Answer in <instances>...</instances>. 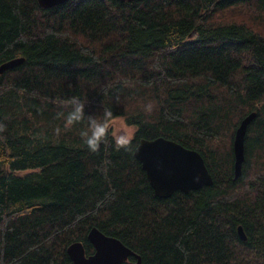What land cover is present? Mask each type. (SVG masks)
Here are the masks:
<instances>
[{
    "label": "trees",
    "instance_id": "obj_1",
    "mask_svg": "<svg viewBox=\"0 0 264 264\" xmlns=\"http://www.w3.org/2000/svg\"><path fill=\"white\" fill-rule=\"evenodd\" d=\"M15 58L0 72V264H74L93 227L142 264H264V0H0V66ZM73 98L123 118L130 150L112 130L91 152L86 121L66 124ZM160 136L200 152L213 185L156 196L134 150Z\"/></svg>",
    "mask_w": 264,
    "mask_h": 264
},
{
    "label": "water",
    "instance_id": "obj_2",
    "mask_svg": "<svg viewBox=\"0 0 264 264\" xmlns=\"http://www.w3.org/2000/svg\"><path fill=\"white\" fill-rule=\"evenodd\" d=\"M42 8H52L69 0H38ZM132 1V0H121ZM24 62V58H15L3 63L0 72L16 67ZM257 113L251 112L236 129L234 150V180H238L243 171L245 160V137L248 126L256 118ZM134 157L141 163L143 170L156 196L169 198L176 191L188 194L192 190H199L214 183L204 157L197 150L163 136L154 139H141L134 150ZM238 234L242 240L247 236L242 228L238 227ZM88 240L93 245L94 252L86 254L81 242H73L67 248V253L74 264H142L141 256L126 246L119 238L110 236L91 228ZM133 261H128L130 257Z\"/></svg>",
    "mask_w": 264,
    "mask_h": 264
},
{
    "label": "clouds",
    "instance_id": "obj_3",
    "mask_svg": "<svg viewBox=\"0 0 264 264\" xmlns=\"http://www.w3.org/2000/svg\"><path fill=\"white\" fill-rule=\"evenodd\" d=\"M85 105L78 98H73L72 110L66 117V124L72 125L86 121V127L80 132L81 138L84 140L87 148L95 153L101 148V145L108 141L109 134L112 132L111 121L113 114L110 110H105L102 117H97L85 113ZM3 126H0L2 130ZM59 132V129H57ZM112 140L117 150L125 151L131 148V138L126 132H119L112 135Z\"/></svg>",
    "mask_w": 264,
    "mask_h": 264
},
{
    "label": "rangeland",
    "instance_id": "obj_4",
    "mask_svg": "<svg viewBox=\"0 0 264 264\" xmlns=\"http://www.w3.org/2000/svg\"><path fill=\"white\" fill-rule=\"evenodd\" d=\"M113 134L119 133L121 131L126 132L129 137L132 136L134 129L128 126L123 118H116L111 121Z\"/></svg>",
    "mask_w": 264,
    "mask_h": 264
}]
</instances>
